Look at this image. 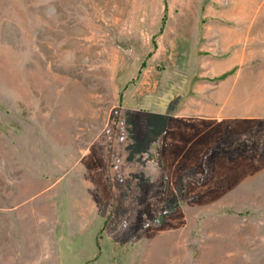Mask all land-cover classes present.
Returning a JSON list of instances; mask_svg holds the SVG:
<instances>
[{
  "label": "rangeland",
  "instance_id": "374dc122",
  "mask_svg": "<svg viewBox=\"0 0 264 264\" xmlns=\"http://www.w3.org/2000/svg\"><path fill=\"white\" fill-rule=\"evenodd\" d=\"M0 264H264V0H0Z\"/></svg>",
  "mask_w": 264,
  "mask_h": 264
},
{
  "label": "crops",
  "instance_id": "0c3cea01",
  "mask_svg": "<svg viewBox=\"0 0 264 264\" xmlns=\"http://www.w3.org/2000/svg\"><path fill=\"white\" fill-rule=\"evenodd\" d=\"M221 117L222 116L220 115H216L214 118H210V119L204 118L203 119L204 121H207V128H208L207 132L210 131L212 128H214L212 132L213 133L212 138L217 136L218 134V136L215 137L214 141H216L219 137H222L224 132L226 133V124H227L226 119L224 120ZM212 121H214V123Z\"/></svg>",
  "mask_w": 264,
  "mask_h": 264
}]
</instances>
